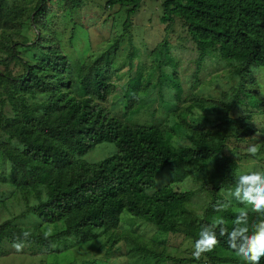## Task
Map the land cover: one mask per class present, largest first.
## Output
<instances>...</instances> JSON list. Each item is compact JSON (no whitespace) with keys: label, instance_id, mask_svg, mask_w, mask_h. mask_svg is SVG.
<instances>
[{"label":"trees","instance_id":"trees-1","mask_svg":"<svg viewBox=\"0 0 264 264\" xmlns=\"http://www.w3.org/2000/svg\"><path fill=\"white\" fill-rule=\"evenodd\" d=\"M141 1L105 0V6H131L129 11L134 12ZM46 3L51 2L38 0L35 23L45 16ZM162 7L161 20L167 28L179 18L198 45L199 63L213 51L240 78L234 95L226 93L229 102L211 104L215 117L205 116L211 127L188 133L190 142L180 148L170 141L179 125L166 129L160 124H133L99 103L106 101L112 85L110 68L102 65L105 53L71 80L69 58L48 36L43 34L30 44L41 53L35 62L21 56L16 49L19 42H0V50L9 57L0 70V180L27 195L22 213H11L13 217L0 222V257L11 252L9 247L15 240H24V231L32 235L19 253L62 251L110 236L120 227L125 212L151 222L160 231L183 235L194 244L202 228L215 231L219 242L204 254L215 260L219 258L215 251L224 248L239 256L227 240L229 233L240 227L234 223L241 212L236 207L244 206L233 194L240 164L227 147L232 137L244 141L259 128L253 123L256 113L237 118L229 113L241 103L242 95L251 106H264L263 99L248 88L249 83H256L253 68L264 66V0H162ZM23 15L24 8L0 0V30L21 24ZM129 26L125 22V29ZM42 27L47 28L43 23L37 30ZM12 61H19L24 72L14 75L9 67ZM126 85L121 99L124 109L129 110L142 90L141 70ZM174 88L176 110L183 91L176 80ZM82 89L81 97L71 96ZM258 113L264 116V111ZM104 142L117 149L98 162L83 158ZM167 166L172 176L158 185L157 176ZM190 177L198 188H185L184 182ZM178 184L183 189L176 188ZM203 192L210 200L197 214L191 203ZM1 194L5 202L11 199L6 192ZM29 216L37 222L17 221ZM216 216L221 218L219 222L214 221ZM246 218L248 235H252L264 214L248 212ZM52 225L54 229L46 239L44 234ZM234 243L239 248L243 239L237 237ZM135 249L142 258L153 254L158 262L176 260L146 244ZM260 264H264V257Z\"/></svg>","mask_w":264,"mask_h":264},{"label":"rangeland","instance_id":"rangeland-1","mask_svg":"<svg viewBox=\"0 0 264 264\" xmlns=\"http://www.w3.org/2000/svg\"><path fill=\"white\" fill-rule=\"evenodd\" d=\"M49 1L51 3H46L47 15L35 23L33 16L36 14L38 0H9L11 6L24 8V15L21 24L0 30V42H19L16 49L21 56L35 62L40 59L41 53L30 44L40 36H48V40L53 45H59L69 58L72 71L68 72V77L71 80L105 53L102 65L110 68L112 85L106 101L96 102L109 112L112 110L111 114L121 116L133 124H160L166 129L179 125L180 130L170 138L171 143L178 148L190 142L188 133L196 134L211 127L205 121V116L215 117L211 104L219 100L229 102L231 98H228V94L232 97L240 84L234 68L227 67L215 52L210 51L206 59L199 63L198 45L182 21L176 18L169 28L167 23L162 22V0H142L134 12L129 11L131 6L106 7L105 0ZM125 22L130 23L126 29ZM43 23L47 28L37 30L38 25ZM163 43L166 47H162ZM8 58L0 50V70H4L3 62ZM9 67L14 75L24 72L19 61H12ZM138 69L142 72V90L135 99V106L127 110L121 98L125 94L126 84ZM198 69L200 72L195 77ZM253 75L256 83H249L248 88L264 101V66L254 67ZM175 80L180 83L183 91L182 101L176 110L172 102L175 100ZM83 92L82 89L71 96L79 98ZM246 100L247 97L240 96L241 103L229 114L237 118L256 113L253 123L259 129L244 141L232 137L228 141L227 152L238 159L240 174L264 173V116L258 113L264 111V106H251ZM257 132L259 135H256ZM253 145L258 149L256 156L248 153ZM116 149L114 144L104 142L94 146L83 158L92 163L98 162ZM6 172L9 173V167H6ZM171 176L167 166L157 176V184L162 185ZM184 186L198 188L191 177L184 182ZM177 187L183 189L181 184ZM3 191L8 194L7 197L10 196V200L5 202L1 194ZM26 197L24 190L9 187L0 180V222L14 214H21L26 207ZM209 200L210 196L206 192L198 193L191 207L197 214H201ZM236 208L246 210V213H257L245 204ZM220 220L219 216L214 219L215 222ZM17 221L28 224L36 223L37 219L33 216L18 217ZM53 229L54 225L47 232L51 233ZM140 244H146L151 250L175 257L176 260L161 259L158 262L153 254L142 258V253L135 249ZM194 245L192 240L183 235L160 231L151 222L125 212L120 227L110 236L77 243L62 251L38 254L19 253L8 246L11 252L0 257V264H212L213 261L215 264H244V260L224 248L215 251L218 259L210 260L205 254L196 259L193 257Z\"/></svg>","mask_w":264,"mask_h":264},{"label":"clouds","instance_id":"clouds-1","mask_svg":"<svg viewBox=\"0 0 264 264\" xmlns=\"http://www.w3.org/2000/svg\"><path fill=\"white\" fill-rule=\"evenodd\" d=\"M256 135H259V133L257 132ZM248 153L251 156H256L258 154L257 147L251 146L248 149ZM233 194L241 204L250 206L253 212L264 214V173L251 172L239 174ZM216 210L218 211L219 209ZM234 223L240 225V227L234 228L229 233V239L227 240L229 247L236 250L239 257L246 264H260L261 257H264V220H260L254 225L252 235H248L246 210H241ZM220 234L223 236L224 232L222 231ZM31 235V232L24 231L22 233L24 240L22 241L18 238L13 242L12 247L17 252L23 251L25 247L24 241L28 240ZM44 235L47 239L51 234L45 233ZM237 237L243 239V243L239 248L234 243ZM218 242L215 231H208L202 228L199 239L194 245L193 257L199 259L204 253L213 251Z\"/></svg>","mask_w":264,"mask_h":264}]
</instances>
